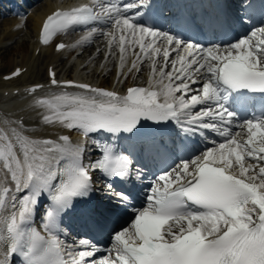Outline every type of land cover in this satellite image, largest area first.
<instances>
[{
  "label": "snow or ice",
  "instance_id": "1",
  "mask_svg": "<svg viewBox=\"0 0 264 264\" xmlns=\"http://www.w3.org/2000/svg\"><path fill=\"white\" fill-rule=\"evenodd\" d=\"M133 7L129 4L125 11ZM106 11L110 18L113 11L116 13L114 28L133 36L137 31L141 34L138 40L130 41L132 46L139 43L140 51L129 71H139V62L147 59L153 75L159 78L155 81L150 78L149 88L131 87L123 96L85 84L75 85L84 89L85 94L71 98L64 94L57 98L54 103L69 110L46 114L43 120L83 130L86 135L100 129L113 133L131 130L142 117L153 120L171 117L184 121L190 128H215L226 142L160 175L147 205L138 211L129 227L115 234L111 248L97 261L92 259L94 249L87 247L88 241L65 245L49 231L51 211L42 225L43 232L35 229L26 232L20 225L28 218L39 190L46 189L56 177L58 169L53 168L56 153L69 154V163L61 170L65 179L52 196L56 204H66L80 195L89 185L90 172L96 168L109 174L123 173L129 164L128 157H114L111 149L105 148L102 159L84 166L80 148L67 147L68 136H62L64 143L60 144L53 140H30L15 129L11 133L0 132V205L5 203V196L11 202V222L7 226L9 251H17L24 243L27 264H264V119L245 121L237 125L240 132L232 133L214 123L233 124L234 114L223 104L193 112L197 105L219 101L221 84L234 90L264 91V28L231 45L205 48L137 26L128 18L121 20L118 8ZM93 19H99V15L88 5L57 11L43 25L44 43H48L50 30L63 31L70 25ZM145 36L151 39L145 41ZM124 45L125 35L121 34V67L128 52ZM158 57L163 64H159ZM12 75H19V70ZM50 75L55 84L51 70ZM197 84L200 87L193 88ZM154 85L159 86V92L151 90ZM176 92L182 95L176 96ZM161 95L163 101L158 102ZM242 134L246 139L241 138ZM30 186L33 195L17 199L16 193ZM189 203L201 210H189ZM77 248L84 250L77 252ZM62 252L66 258H61Z\"/></svg>",
  "mask_w": 264,
  "mask_h": 264
},
{
  "label": "bare ground",
  "instance_id": "2",
  "mask_svg": "<svg viewBox=\"0 0 264 264\" xmlns=\"http://www.w3.org/2000/svg\"><path fill=\"white\" fill-rule=\"evenodd\" d=\"M53 7V5L43 7L39 10V12L35 13L31 17H18L17 19H14L12 21H5L4 23L0 24V104H7L9 103V101L20 99L22 95L21 89L18 85L22 83L29 84L42 81V79L47 77L49 65L58 62L57 60L61 59V53L53 51L52 48H45V51L43 53L36 55L37 47L33 41V37L34 35H36V31L38 29L40 15L43 13H47L48 11L53 9ZM14 23H20V28L16 30L12 29ZM22 31H25L24 34L27 37L19 38L15 45L6 47L4 42L7 40H13V38L16 37V35H19ZM107 34H110V37L106 41L103 39H99L93 51L89 49V46H87L82 39L79 40L78 48L76 49L78 52V56L81 58L79 65L85 63L88 59H90L88 63L94 62L93 65H96L93 66V76L97 80L100 79V81L98 82L99 84H103L104 82L111 80V78L114 77L113 68H111L110 66L114 64L115 59L118 57V55L121 54L119 46V36L121 34H119L115 29H111V31H108ZM113 37L116 38L115 42L111 41ZM65 39L68 42H76V40H78L77 35H68ZM131 39L133 38H131L129 34L127 35V37H125L124 46L128 48V52L125 54L124 60L125 67H128L130 65L136 52H138L140 49L139 43H137L135 46H132L130 44ZM74 52L75 50H70L68 56H72ZM130 52L133 53L131 54ZM157 59L161 63V59ZM102 60L103 66L101 64ZM16 66L27 67V70L19 78L11 81H6L3 76L12 72V70ZM57 66H59L60 72H68V70L65 69L64 66H60V64H58ZM100 66H102V68L99 70L98 68ZM146 68H148L146 75H151V79H153L154 81L158 75H153V71H150L149 69V63H141L140 69L145 70ZM158 71L159 67H157V72ZM135 77L137 78L138 75L136 73V70L133 69L131 74L128 75L127 78L133 79ZM15 89L19 90L17 94H14ZM27 106L29 105H26V107ZM26 107L18 114L17 119L14 122L12 120L1 117L7 113L8 107H0V132L11 133V131L15 129L16 132L19 133L21 130L27 133V138L30 140H36L35 138H37L38 140L51 139L60 144L64 143L60 139L62 136L56 140L55 135L49 136L45 139V137L40 134V132L44 130H52L58 133L61 130L67 129L65 125L59 122H54L51 125L45 127L35 126V120H31L30 126L25 127L23 124H20L19 121L21 119H24L27 115L29 108ZM64 108L65 107H61V109ZM57 110L59 109L51 107L48 112L53 114ZM41 120L44 121L43 116H41ZM74 142H81L82 144L87 145V141H80L75 137L68 140V144ZM18 148L19 146L17 145V149ZM79 148L80 150H82L83 147L79 146ZM56 154H59L61 157L65 155V153ZM67 157L69 158V154H67ZM60 160L61 159L53 161V166H55L56 162H59ZM25 195H28L26 189H23L21 192L16 193L17 199H20ZM3 199L5 200V203L3 205H0V264H4V260L6 257V241L8 239L7 226L11 222V202L7 196L3 197ZM16 219L17 221H19L18 208L16 209Z\"/></svg>",
  "mask_w": 264,
  "mask_h": 264
},
{
  "label": "rangeland",
  "instance_id": "3",
  "mask_svg": "<svg viewBox=\"0 0 264 264\" xmlns=\"http://www.w3.org/2000/svg\"><path fill=\"white\" fill-rule=\"evenodd\" d=\"M23 34H24V32H23V33H20L19 36H18V38H22V37H24ZM4 53H5V52H4Z\"/></svg>",
  "mask_w": 264,
  "mask_h": 264
}]
</instances>
